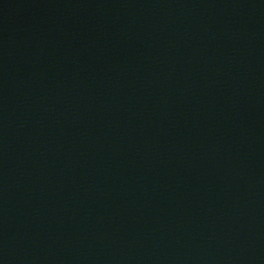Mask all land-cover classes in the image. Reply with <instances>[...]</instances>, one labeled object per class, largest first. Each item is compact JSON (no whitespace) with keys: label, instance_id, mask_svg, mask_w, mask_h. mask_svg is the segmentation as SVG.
Returning <instances> with one entry per match:
<instances>
[{"label":"water","instance_id":"1","mask_svg":"<svg viewBox=\"0 0 264 264\" xmlns=\"http://www.w3.org/2000/svg\"><path fill=\"white\" fill-rule=\"evenodd\" d=\"M0 264H264V0H0Z\"/></svg>","mask_w":264,"mask_h":264}]
</instances>
